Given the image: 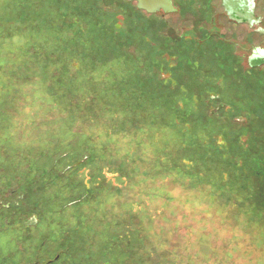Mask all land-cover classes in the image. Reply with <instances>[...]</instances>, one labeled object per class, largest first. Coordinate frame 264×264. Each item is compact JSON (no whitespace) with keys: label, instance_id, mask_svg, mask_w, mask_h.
I'll return each instance as SVG.
<instances>
[{"label":"rangeland","instance_id":"obj_1","mask_svg":"<svg viewBox=\"0 0 264 264\" xmlns=\"http://www.w3.org/2000/svg\"><path fill=\"white\" fill-rule=\"evenodd\" d=\"M165 23L130 0H0V188L39 219L25 258L264 264V120L213 114L225 68L164 50Z\"/></svg>","mask_w":264,"mask_h":264},{"label":"flooded vegetation","instance_id":"obj_2","mask_svg":"<svg viewBox=\"0 0 264 264\" xmlns=\"http://www.w3.org/2000/svg\"><path fill=\"white\" fill-rule=\"evenodd\" d=\"M170 1L172 6H166L169 11L164 8L156 13L141 11L148 15L159 14L164 23L172 16H178L179 20L186 23L190 21V27L184 25L185 28L189 27L187 30L180 32L181 29H176L170 33L176 37H166L171 26L170 23L164 24L167 30L164 32V50L167 46L178 45L180 52L185 51L192 55L199 51L209 55L214 66L225 68L226 89L223 96L217 94L210 97L214 106L217 105V108H212V113L220 114L223 110L224 118H228L229 122L236 121L242 128H252V113L249 111L253 110L254 104L257 108L256 114L263 121L264 0ZM130 2L137 5L134 0ZM196 63L199 64L198 61ZM167 64L168 61H165L164 65ZM213 65L210 64V68H214ZM6 185L3 182L0 188V264H55L51 259L42 263L39 256L24 257V246L27 245L31 231L38 225L39 219L34 213L28 218L23 215L22 200L27 195L21 191V184ZM9 215L16 218L9 219ZM16 219L21 223L19 232L13 238L12 245L7 246L6 227L14 225L13 221ZM61 257L58 255L56 260L60 261Z\"/></svg>","mask_w":264,"mask_h":264},{"label":"water","instance_id":"obj_3","mask_svg":"<svg viewBox=\"0 0 264 264\" xmlns=\"http://www.w3.org/2000/svg\"><path fill=\"white\" fill-rule=\"evenodd\" d=\"M137 2V9L146 10L149 13H156L161 8L167 10L166 6H172L170 0H134ZM169 11V10H167Z\"/></svg>","mask_w":264,"mask_h":264},{"label":"trees","instance_id":"obj_4","mask_svg":"<svg viewBox=\"0 0 264 264\" xmlns=\"http://www.w3.org/2000/svg\"><path fill=\"white\" fill-rule=\"evenodd\" d=\"M207 104L209 105V104H210V101H208ZM208 115H209V113H208ZM249 128H250V127H249ZM250 129H251L250 132H252V129H254V128L252 127V128H250ZM231 130H232V128H231ZM239 130H240V129H237L238 132H239ZM233 132H234V131H233ZM237 139H238V142L240 141L239 144H243L244 146L251 147V143H249L250 140H251V137H250V136H249V139H246V140L244 139V141L240 140V138H238V137H237ZM128 235H130V233H129ZM123 236H127V233H125Z\"/></svg>","mask_w":264,"mask_h":264}]
</instances>
